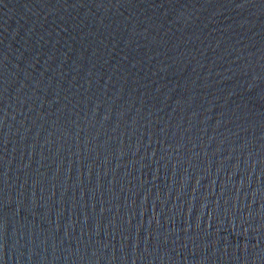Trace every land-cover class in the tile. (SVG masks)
I'll use <instances>...</instances> for the list:
<instances>
[{
	"label": "water",
	"instance_id": "water-1",
	"mask_svg": "<svg viewBox=\"0 0 264 264\" xmlns=\"http://www.w3.org/2000/svg\"><path fill=\"white\" fill-rule=\"evenodd\" d=\"M0 264H264V0H0Z\"/></svg>",
	"mask_w": 264,
	"mask_h": 264
}]
</instances>
